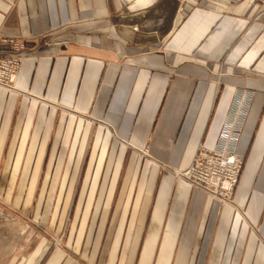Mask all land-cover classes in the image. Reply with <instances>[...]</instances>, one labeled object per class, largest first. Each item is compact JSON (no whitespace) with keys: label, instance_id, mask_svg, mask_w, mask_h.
<instances>
[{"label":"crops","instance_id":"1","mask_svg":"<svg viewBox=\"0 0 264 264\" xmlns=\"http://www.w3.org/2000/svg\"><path fill=\"white\" fill-rule=\"evenodd\" d=\"M1 38L24 59L0 89V264H264V0H0ZM229 120L243 169L221 206L161 167ZM58 185L79 217L63 248L8 202Z\"/></svg>","mask_w":264,"mask_h":264},{"label":"built area","instance_id":"2","mask_svg":"<svg viewBox=\"0 0 264 264\" xmlns=\"http://www.w3.org/2000/svg\"><path fill=\"white\" fill-rule=\"evenodd\" d=\"M6 44H10L11 53H16L0 59V88L8 90L15 83L23 62V56L17 53L23 50L24 42L0 39V45ZM238 136L239 128L235 120H229L225 123L219 143L213 149L200 147L189 167L175 173L178 180L212 198L225 200L233 192L241 172V160L233 151Z\"/></svg>","mask_w":264,"mask_h":264},{"label":"rangeland","instance_id":"3","mask_svg":"<svg viewBox=\"0 0 264 264\" xmlns=\"http://www.w3.org/2000/svg\"><path fill=\"white\" fill-rule=\"evenodd\" d=\"M4 39V38H1ZM7 41H16V40H10V39H4ZM7 45V46H6ZM6 45H0V46H6V47H10V44H6ZM16 53H11L10 52V48H9V52L6 53L4 56H0V59H5L11 55H14ZM18 55H22L23 59H24V55H23V50L20 51L19 53H17ZM23 63V62H22ZM21 67V65H20ZM19 67V69H20ZM11 89H3L0 88L2 90H6V91H15L14 89V84L13 86L10 85ZM13 87V90H12ZM106 130L109 131V133L111 134V129L110 128H106ZM94 131L89 132L87 139H86V149H87V145H89L88 147V151L83 153L82 156V162L81 164H79L78 168L74 169V175H76L77 181L79 179L80 174H84V171L86 169L87 166V159L89 158L90 154H92V152H90L92 143H90L92 137H93ZM112 137L114 139L115 136L112 135ZM141 156H143L144 158L149 157V153H148V147H146L142 152L137 153ZM238 157V156H237ZM239 158V157H238ZM193 160V159H192ZM241 160V172L239 174L238 177V181L237 184L233 190V192L231 193V195L229 197H227L225 200L224 199H215L210 197L209 195L205 194L208 198L212 199L213 201H217L218 203H220L221 206H232L233 205V198H234V193L236 191V188L238 186L239 180H240V176L242 173V169H243V160L240 158ZM162 169L165 170H169L171 172V174L173 175L174 179L176 181H183V180H178L177 176L175 175V173H179L185 169H166L164 167H161ZM9 170V175H11V170L13 169H8ZM44 170V169H42ZM5 172V169H3V174ZM41 180L42 177H41ZM184 182V181H183ZM1 186V185H0ZM10 186L9 189L11 187L16 188L18 185H8ZM22 187V185H19ZM64 185H58L57 186V198L53 199V200H48V199H35V200H30L29 205L28 202L22 200L19 202V206L17 208V203H15V201L10 200L9 202V208L10 211L14 212L15 214H18V220L22 223H24V228L26 231V237L28 236V232L27 229H30L28 227L32 226V224L35 225H40V235L42 240L46 239L48 240V238H52L54 239V247L57 248H63L64 244L66 243V240H70L72 237V234L74 235V230L78 224V216H74L73 215V210H72V206H73V199L72 198H63L62 199H58V195L61 192V190L63 189ZM80 185L77 184H72L70 185L69 189L71 188L72 191L75 190V188L78 189ZM43 184H41V182L38 185V190L42 189V191H44V189L42 188ZM48 187V185L46 186ZM45 188V187H44ZM191 188V187H190ZM48 189V188H47ZM203 193V192H202ZM71 196V191H70V195ZM19 210V211H18ZM40 210V216H36L35 213ZM24 211V213H23ZM35 215V216H34ZM16 218V217H14ZM250 231L254 233L255 236H257V238L259 239V241L263 244L264 246V240L261 237L260 234V227L254 225V226H250ZM56 235V236H55Z\"/></svg>","mask_w":264,"mask_h":264},{"label":"bare ground","instance_id":"4","mask_svg":"<svg viewBox=\"0 0 264 264\" xmlns=\"http://www.w3.org/2000/svg\"><path fill=\"white\" fill-rule=\"evenodd\" d=\"M261 254V253H260ZM257 261V260H256Z\"/></svg>","mask_w":264,"mask_h":264}]
</instances>
